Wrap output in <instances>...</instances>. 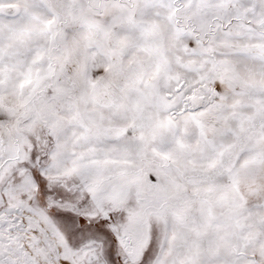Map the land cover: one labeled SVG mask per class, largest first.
Returning a JSON list of instances; mask_svg holds the SVG:
<instances>
[{
  "label": "snow or ice",
  "instance_id": "snow-or-ice-1",
  "mask_svg": "<svg viewBox=\"0 0 264 264\" xmlns=\"http://www.w3.org/2000/svg\"><path fill=\"white\" fill-rule=\"evenodd\" d=\"M0 264H264V0H0Z\"/></svg>",
  "mask_w": 264,
  "mask_h": 264
}]
</instances>
